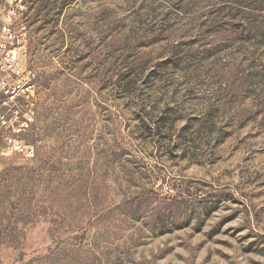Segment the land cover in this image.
<instances>
[{
  "label": "rangeland",
  "instance_id": "obj_1",
  "mask_svg": "<svg viewBox=\"0 0 264 264\" xmlns=\"http://www.w3.org/2000/svg\"><path fill=\"white\" fill-rule=\"evenodd\" d=\"M32 159L0 157V264H264V0H23Z\"/></svg>",
  "mask_w": 264,
  "mask_h": 264
},
{
  "label": "built area",
  "instance_id": "obj_2",
  "mask_svg": "<svg viewBox=\"0 0 264 264\" xmlns=\"http://www.w3.org/2000/svg\"><path fill=\"white\" fill-rule=\"evenodd\" d=\"M23 8V0H0V157L32 159L40 83L31 64Z\"/></svg>",
  "mask_w": 264,
  "mask_h": 264
},
{
  "label": "trees",
  "instance_id": "obj_3",
  "mask_svg": "<svg viewBox=\"0 0 264 264\" xmlns=\"http://www.w3.org/2000/svg\"><path fill=\"white\" fill-rule=\"evenodd\" d=\"M253 40H255L256 42L259 41L261 44H264V35H254L252 37Z\"/></svg>",
  "mask_w": 264,
  "mask_h": 264
}]
</instances>
